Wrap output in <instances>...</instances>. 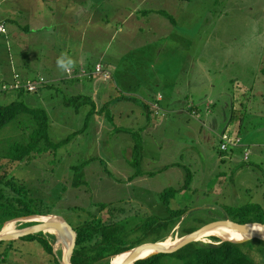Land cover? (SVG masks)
Instances as JSON below:
<instances>
[{"label":"rangeland","instance_id":"obj_1","mask_svg":"<svg viewBox=\"0 0 264 264\" xmlns=\"http://www.w3.org/2000/svg\"><path fill=\"white\" fill-rule=\"evenodd\" d=\"M0 24L5 30L0 33V106L22 101L29 107L46 109L49 135L55 143L79 131L58 149L13 165L10 171L18 182L36 192V198L38 194L47 195L49 205L67 223L73 225L75 215H82L90 204L97 203L121 208L122 214L113 213L116 220L147 215L165 218L169 209H185L186 213L163 242L179 240L181 229L194 230L238 220L247 205L260 207L255 212L256 218L250 219L264 223V158L256 167L235 168L228 161L222 165L217 162L218 135V139L212 135L210 146L204 136H200L198 145H193L186 124L176 121L174 126H166L160 132H148L144 139L143 129L138 130L141 144L146 143L147 156L158 159L152 168L168 165L169 171L129 183L126 182L129 174L147 168L141 166L142 161L138 168L134 159L127 157L131 150L127 148L136 141V136L127 135L122 129L127 124L141 125L135 108L139 105L137 97L151 98L157 92L166 95L171 77L179 78L180 86L192 82L194 95L207 94V81H192L193 75L204 73V65L211 71V83L224 93L222 108L228 94L237 91L236 82L245 87L253 81L252 92L249 87L239 91L250 100L244 107L247 117L251 115L257 124L264 125L259 119L264 116V103L259 95L264 93V72L260 70L264 68V0H0ZM62 54L71 57L75 65L82 63L88 72L96 64L110 69L104 67L110 74L104 83L98 77L90 81L83 77L82 82L88 86L80 90L84 97L94 95V89L97 91L98 99L94 96L88 101L94 99L100 110L99 120L97 114H88L90 107L85 103L78 111L65 105L69 98L78 95L75 94L78 89L66 87L67 84L51 83L33 94L1 91L2 79H7L13 70L42 73L49 79L55 71L59 80L66 81L68 75L54 63ZM180 71L186 75H179ZM203 76L200 81L206 80L207 75ZM155 78L163 79L164 86L155 88L152 94ZM130 86L132 99L126 98ZM220 106L216 102L211 108L218 122L224 113L219 114ZM153 108L157 106L154 104ZM131 110L134 114L130 119L128 114L122 115ZM231 112L228 107V121L241 118L236 112L231 117ZM161 113L159 108L158 115L163 116ZM200 113L203 119L204 109ZM27 118L20 116L1 130V153L5 154L13 141H26L31 131ZM221 121L219 125L225 129L227 123ZM253 158L256 160L258 154L253 153ZM145 167H151L150 162ZM178 174L183 175L181 181L186 185L178 188L167 207L160 200L161 193L177 189ZM102 217L107 220L109 215L104 212ZM21 224H14L16 230ZM211 237L197 242L213 243ZM52 245L53 256L36 242L22 239L3 242L0 264H57V261L61 264L64 247L55 241ZM161 264L180 263L164 257Z\"/></svg>","mask_w":264,"mask_h":264},{"label":"trees","instance_id":"obj_2","mask_svg":"<svg viewBox=\"0 0 264 264\" xmlns=\"http://www.w3.org/2000/svg\"><path fill=\"white\" fill-rule=\"evenodd\" d=\"M1 25V24H0ZM83 69L80 68L79 71ZM84 70V69H83ZM85 71V70H84ZM91 73V71H85ZM71 74V73H70ZM22 83L34 81L36 79L22 80L19 74H14ZM86 77L92 79L94 76ZM44 79V78H43ZM45 80L46 85L48 82ZM14 82V81H13ZM3 83L2 85H6ZM13 84V83H11ZM9 85V84H8ZM42 85V86H44ZM41 86V87H42ZM2 87V86H1ZM40 88V87H39ZM17 94L30 93L24 89L15 90ZM5 92V91H2ZM38 92V90L36 91ZM34 92V93H36ZM33 94V93H31ZM83 99V100H82ZM74 96L69 98L65 105L72 106L75 110H79V106L84 101L85 97ZM146 111L147 108L144 107ZM94 108L90 105L88 114H92ZM20 116H27L31 131L22 142H14L9 144L5 154L0 152V230L5 223L18 218L30 216H60L54 206L50 204L47 195L41 194L39 198L35 197L36 192H33L28 185L23 182H18L11 175V167L19 165L34 159L36 155H40L51 149H58L60 146L67 143L71 137H74L79 131L71 133L68 137L59 142H53L50 138V126L48 112L42 108H34L25 105L22 101H13L5 106H0V132L1 130L14 122ZM26 120V119H25ZM136 136V141L133 145L132 158L136 166L142 161V144L139 134ZM9 169V170H7ZM141 170L135 172L133 177L141 176ZM184 184L182 187H185ZM41 187V186H40ZM45 187H48L45 185ZM178 188H169L161 193L160 200L163 205L169 207L170 201L174 199ZM38 193V192H37ZM53 202V198L50 200ZM85 209V207H78ZM77 209V208H76ZM260 210L257 205H247L243 207L238 220H233L237 224H259L256 219H250L255 216V212ZM107 212L109 217L105 220L102 213ZM117 212V213H115ZM121 208L115 209L112 204L97 203L90 204L84 210L82 215H75L74 224H69L76 233L75 245L72 249L70 258L71 264H110L111 258L124 254L134 247L148 243H161L170 234L172 229L177 226L184 214L185 209H169V215L165 218L147 215L141 217H125L116 220L114 214H122ZM32 223L20 225L25 228ZM252 225V226H259ZM181 229L180 237H183L193 231L198 230ZM237 238L234 240H241ZM213 243L193 242L181 247V249L169 253L158 254L152 257L136 261L134 264H161L164 257H171L180 264H264V242L256 239L248 240L243 243L221 242L219 239L211 237ZM23 241L36 242L42 250L53 256V245L55 236L52 234L38 233L22 238ZM3 242L0 243V245ZM215 243V244H214ZM57 264L58 261H57Z\"/></svg>","mask_w":264,"mask_h":264},{"label":"crops","instance_id":"obj_3","mask_svg":"<svg viewBox=\"0 0 264 264\" xmlns=\"http://www.w3.org/2000/svg\"><path fill=\"white\" fill-rule=\"evenodd\" d=\"M57 59L55 60L54 63H56ZM190 59L191 57L189 56V60ZM112 67L113 66L111 65V68ZM80 68H82V63H77L75 67L73 68V70L71 71V74H66L68 75L66 78V81L59 80V78L56 77L57 72L55 73V71H52L53 73L52 72L50 73V76H54V77H51L49 79L42 73L35 74V73L23 72V71L16 72L13 70L11 71V74H9L7 79L5 77L2 79V83L11 84L13 82L14 74H19L22 80H27V79L33 80V79H36L37 77L44 76L45 78L44 77L42 78L46 79L48 83L40 87L38 89V92L36 93H39L41 88L48 87V85L51 83L56 84V85L67 84L68 86L66 87H69V88L76 87L78 91H76L75 94H78L76 95L78 97L81 96V99H82V97L84 96L80 94L81 92L80 90L82 88H86L88 85H85L82 82L84 81V78L79 75ZM106 68L109 69L108 67ZM208 68H209L208 66L204 65V71H203L204 73L200 75L196 72L197 75H193L192 77V81L198 80L199 83L206 82V81L208 82L207 83V86H208L207 94H205L204 96L194 95V93H192V84H191L192 82L189 81L184 86H180L178 84L179 78L171 77V81L168 84V86L170 87V90H169V93H167L166 95L163 96L161 92H157L155 95L151 96V98L137 97L139 98V105L137 106L134 105V106L137 109L136 112L138 113V117L142 120V123L140 126H138L137 124L135 125L127 124L126 126L122 127L123 132L126 133L127 135H133V134H136L139 129H143V131L141 132V135H142V139H144L146 138L147 133L150 131L160 132L161 130H165L166 126L172 127L175 125L176 121H179V122L182 121L184 124H186L188 132L193 136V139L190 141V143H192L193 145H198L200 143V136H204L206 142H209V146H210V143L212 144V140H211L212 135L215 136L217 139H218L217 135L219 136V138H221L223 134L225 135L227 134L230 138L237 137L240 139V144L238 146L228 148L227 151L221 152L220 149L218 148L219 149L218 159H217L218 163H221L223 165L226 161H228L232 163L233 165H235V168H238L239 165L241 166L248 165L251 167H256L258 164L262 163L261 158H264V125H262L261 123L257 124L253 120L251 115H250V118L247 117L246 110L244 109V107L249 105L250 100H248L246 96H243V93L239 91V90H243V88H246V90H248V87H249L250 92H252V90L254 89L253 81L252 83H247L245 87L239 82H236L237 91L239 93H236L237 91L232 94L229 93L228 94L229 98L225 100L226 102L223 104V108H222L223 99H221V96L224 93L221 90L216 89V86L211 83V78H210L211 71ZM260 70L264 72V68ZM159 74L160 73H158V75ZM178 74L179 75L183 74L185 76L186 72L180 71L178 72ZM203 75H207L206 80L200 81L199 78L204 77ZM98 78L101 79L100 77ZM167 78H170V76H167ZM87 81H90V79ZM101 81L103 80L101 79ZM160 86H164L163 79L155 78L154 84L153 86H151V88L153 87V90L150 89V92L154 94L153 91L155 92V88L158 89ZM211 89H213V91ZM93 91H94L93 92L94 95L90 93L91 91L90 92L84 91L88 94H91L90 96L85 97L86 99H84V101L88 103L87 105L89 107L91 105L94 108V112L95 114H97V116H95L96 120H99L100 115L98 114L100 110H97L94 99L92 98V100L88 101L89 97L95 96L94 98L98 99L97 91L95 89ZM132 91L133 89L130 86L128 88V93H126L127 94L126 98L132 99V94H134ZM258 91L259 90H257V92ZM259 95L264 103V93L263 94L261 93ZM159 97H160V100H159ZM183 100H186V101H183ZM253 100L255 101L256 98H253ZM216 102L217 104H219V102L221 103L219 114L224 111L222 119H221L222 121L221 120L220 121L221 123H227L225 129H223L224 126L219 125L220 121L219 122L218 120L216 121L217 116H212L211 108L212 106H215ZM154 104L157 106V109L153 108ZM163 104L166 106L165 108L162 107ZM144 107L147 108L146 111L144 110ZM201 107L205 111V115L203 119L201 118V113H200L203 110ZM228 107H230L232 110L231 115H230L231 117H235L234 112H236V114L240 115L241 118L239 120L235 119V120L228 121L227 115H226V111ZM159 108L163 116L158 115ZM193 113L194 115H192ZM127 114L129 115L128 117L130 119V116L133 115L134 113L131 110L128 113H123L122 115L125 116ZM170 114L171 116L169 117ZM259 119H260V122L264 121V116H260ZM221 129H222L221 133L218 134L219 130ZM163 133H165V131H163ZM260 134H262V136ZM139 137H140V134H139ZM142 144H143L142 146L143 152H142L141 166H143L144 169L146 168L147 169L146 171L141 169L142 175L135 177V178L133 177L132 174H129L127 176L126 182L131 183L132 181H136L135 180L136 178H144L146 176L151 177L156 174H159L163 170H165L166 172L169 171L168 165L164 168L157 167V166L156 168L155 167L152 168V164L156 162L158 159L157 157L155 158L153 156L148 157L147 156L148 152H146V143H142ZM131 145H132L131 147L127 148V149H131L127 152L128 154L127 157L130 160L132 159L134 143L132 142ZM246 151L249 153V155H248V159L244 160L243 154ZM236 152H239L240 154L238 155L236 154ZM253 153L258 154V158L256 160L253 158ZM185 154L186 153H184V157H185ZM146 162H150L151 167H145ZM175 166L177 167L178 171H180V167L178 165H175ZM177 177L180 178V180L177 181V184H178L177 188H182L183 182L181 181L182 180L181 178L183 177V175H180L179 177V174H178Z\"/></svg>","mask_w":264,"mask_h":264},{"label":"water","instance_id":"obj_4","mask_svg":"<svg viewBox=\"0 0 264 264\" xmlns=\"http://www.w3.org/2000/svg\"><path fill=\"white\" fill-rule=\"evenodd\" d=\"M46 217H53L56 218V221H49V222H39V218H46ZM15 223H32V225L21 228L19 230H16L15 233L7 234V235H0V243L1 242H8L13 240L22 239L24 237L35 235L38 233H49L48 231H53L52 235L55 236V242L63 245L64 247V255L62 257L61 264H71L70 258L73 252V248L75 245V239H76V233L73 230V228L60 216L57 215H48V216H30V217H24V218H18L13 221ZM8 223V222H7ZM6 224V223H5ZM230 225L232 226V229L239 232V234L242 235L241 240H223L221 238L212 236L214 238L219 239L221 242H232V243H243L248 240L256 239L263 241V239H260L258 236H256L254 232H252L249 229L250 225H259V224H237L235 222H232L231 220H225L222 223L218 224H209L204 227L199 228L196 231H193L192 233H189L179 239V241L176 244H173L172 246H163L161 243H148L144 245H140L138 247L132 248L129 253L128 257L120 264H134L136 261L143 260L149 257H152L154 255L158 254H169L172 252H175L181 247L188 245L193 242L200 241L197 239V236H200L206 231H209L210 229H213L217 226H226ZM264 227V225H259ZM146 250H151V253L145 255L142 257V253ZM126 253V252H125ZM141 256V257H140ZM117 257V256H115ZM113 257V258H115ZM110 260V264L112 263V259Z\"/></svg>","mask_w":264,"mask_h":264},{"label":"bare ground","instance_id":"obj_5","mask_svg":"<svg viewBox=\"0 0 264 264\" xmlns=\"http://www.w3.org/2000/svg\"><path fill=\"white\" fill-rule=\"evenodd\" d=\"M40 222H49V221H56V218H50V217H46V218H39L38 219ZM249 229L256 233L255 235L258 236L260 239L264 240V227L262 226H249ZM224 230H226L224 232ZM16 232V228L14 226L13 222H8L6 223L3 228L0 230V235H7V234H12ZM49 233H53V231H48ZM209 236H215L218 238H221L223 240H234L237 239L238 237H241L242 235L239 234V232L235 231L232 229V226L230 225H226L224 228L221 229H210L209 231L204 232L203 234H201L200 236H197L198 240H202L203 238L209 237ZM179 240L176 239V241L168 239L166 240L163 246H172L173 244H176ZM61 248V247H60ZM151 253V250H146L142 253V257H144L145 255ZM129 253H124L121 254L115 258L112 259V263L113 264H120L122 263L127 257H128ZM140 256V257H141Z\"/></svg>","mask_w":264,"mask_h":264},{"label":"built area","instance_id":"obj_6","mask_svg":"<svg viewBox=\"0 0 264 264\" xmlns=\"http://www.w3.org/2000/svg\"><path fill=\"white\" fill-rule=\"evenodd\" d=\"M5 32L4 28L2 25H0V33L3 34ZM79 75L80 76H87V77H91V76H98L100 77L102 80H108L110 78V74L104 69V67L100 64L95 65L93 71L91 73H86L83 69H81L79 71ZM46 82L43 78H38L37 80L34 81H27V82H20L18 80V77L15 76L14 78V83L10 84V85H3L1 87V91H8V90H20V89H24L27 92L30 93H34L36 92L39 87H41L42 85H44ZM220 145H219V149L221 152L227 151L228 148H232V147H236L240 144V139L237 137H229L227 134H223L220 138ZM248 155L249 153L246 151L243 154L244 160L248 159Z\"/></svg>","mask_w":264,"mask_h":264},{"label":"clouds","instance_id":"obj_7","mask_svg":"<svg viewBox=\"0 0 264 264\" xmlns=\"http://www.w3.org/2000/svg\"><path fill=\"white\" fill-rule=\"evenodd\" d=\"M56 64L57 68L63 73L70 74L75 66V61L66 54H62L61 57L57 59Z\"/></svg>","mask_w":264,"mask_h":264}]
</instances>
